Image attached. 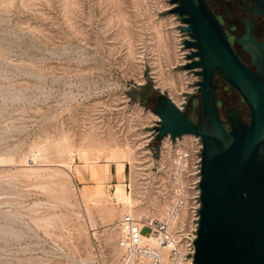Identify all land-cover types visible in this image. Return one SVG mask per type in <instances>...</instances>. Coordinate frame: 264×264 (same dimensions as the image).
Here are the masks:
<instances>
[{"label": "rangeland", "instance_id": "obj_1", "mask_svg": "<svg viewBox=\"0 0 264 264\" xmlns=\"http://www.w3.org/2000/svg\"><path fill=\"white\" fill-rule=\"evenodd\" d=\"M170 2L0 0V264H119L123 211L162 215L147 181L177 144L155 140L152 111L164 94L194 119L199 97V79L182 70L188 51ZM209 6L231 42L242 35ZM215 85L220 116L236 108L247 123L239 95ZM109 151L131 155L118 160L122 182ZM82 153L98 166L103 197L90 196ZM120 183L132 207L116 199Z\"/></svg>", "mask_w": 264, "mask_h": 264}, {"label": "water", "instance_id": "obj_2", "mask_svg": "<svg viewBox=\"0 0 264 264\" xmlns=\"http://www.w3.org/2000/svg\"><path fill=\"white\" fill-rule=\"evenodd\" d=\"M243 5L248 16L264 22V0ZM188 38L183 71L193 72L199 97L196 118H189L161 94L152 111L158 118L154 138L172 142L195 136L202 142L200 208L192 264H264V42L254 24L238 19L241 36L229 40L223 24L203 0H171ZM235 47L248 56L243 62ZM219 78L249 111L223 121L217 108Z\"/></svg>", "mask_w": 264, "mask_h": 264}, {"label": "built area", "instance_id": "obj_3", "mask_svg": "<svg viewBox=\"0 0 264 264\" xmlns=\"http://www.w3.org/2000/svg\"><path fill=\"white\" fill-rule=\"evenodd\" d=\"M187 39L184 35L182 42ZM169 99L183 111L182 105ZM176 144L159 158L147 181L152 186L148 196L164 204L160 218L137 217L126 209L117 223V246L123 251L119 264H192L200 208L202 142L186 136ZM144 230L148 235L142 234Z\"/></svg>", "mask_w": 264, "mask_h": 264}, {"label": "bare ground", "instance_id": "obj_4", "mask_svg": "<svg viewBox=\"0 0 264 264\" xmlns=\"http://www.w3.org/2000/svg\"><path fill=\"white\" fill-rule=\"evenodd\" d=\"M179 109V108H178ZM155 116V115H154ZM156 117V116H155ZM157 118V117H156ZM158 119V118H157ZM110 149V148H109ZM112 149H114V148H112ZM82 150V149H81ZM87 150V149H86ZM78 151H80V150H78ZM84 151H85V149H84ZM72 153V152H71ZM81 153V152H80ZM89 154V153H88ZM104 153H102V156H104L103 155ZM125 154V153H124ZM90 155V154H89ZM127 155H129V153L127 154ZM127 155H125V156H127ZM124 155L122 154H118L117 152H115V151H113V152H110L109 151V155L107 156V158H106V160L108 161V162H116L117 164H116V169H115V174H116V177H117V179H118V181H120V182H122V180H123V173H124V165L121 163V162H119L118 160H123L124 159V157H123ZM129 156H131V155H129ZM128 157V156H127ZM81 158L85 161V167H84V170H85V172L89 175V177H90V180L94 183V187L92 188V189H90V190H88V191H90L91 192V197H97V198H99V197H101L102 195H103V191H102V187H101V183H102V180H101V174H100V172H99V169H98V166H96L95 164L96 163H93V161H92V163H88V157H87V154L86 153H82L81 154ZM90 159H91V157H90ZM92 159H93V157H92ZM91 159V160H92ZM104 159V158H103ZM126 159V158H125ZM91 160H89V161H91ZM128 160V159H127ZM129 160H131V159H129ZM95 162V161H94ZM99 162V161H98ZM130 162V161H129ZM109 165V164H108ZM107 164L104 166V168H103V172H102V174H104V179L107 177V175H108V172H109V166H108ZM84 166V165H83ZM77 171V170H76ZM76 175V174H75ZM125 176V175H124ZM79 179V178H78ZM125 179V178H124ZM115 192H114V195H115V197H116V199L119 201V202H122V204H128V205H130V203H131V198L130 197H127L126 196V194H125V189H124V185L123 184H118V185H116L115 186ZM86 192L87 191H84V195H83V197L86 199ZM89 195V194H88ZM113 195V196H114ZM103 197V196H102ZM116 201V200H115ZM118 201H117V203H118ZM127 205V206H128ZM129 207H132V205H130ZM124 208V207H123ZM139 213V212H138Z\"/></svg>", "mask_w": 264, "mask_h": 264}, {"label": "flooded vegetation", "instance_id": "obj_5", "mask_svg": "<svg viewBox=\"0 0 264 264\" xmlns=\"http://www.w3.org/2000/svg\"><path fill=\"white\" fill-rule=\"evenodd\" d=\"M203 1L208 5V7L210 9L209 0H203ZM214 1L220 5V9L223 11L224 16L231 21L232 27L229 28V31H233L236 28V26L234 24L236 22L237 24H239L242 27L243 32H244V27L238 21V19H240V18L245 19L249 22H253L254 34H255L256 39L259 42H264V37L260 38V36H259V35L264 36V22L258 17L248 16L247 12L243 8V5L248 6V7L251 6L249 0H214ZM216 17L218 20L220 19L218 16H216ZM257 20H259L261 22V24H257ZM259 29H261V30H259ZM229 40L231 41L230 36H229ZM239 53L242 54L243 56L248 57L246 54L242 53L240 50H239ZM221 105H223V101H219L216 106L219 107ZM233 111L239 112V110L236 108H230L225 112V116H222V115L220 116L221 119L226 122L227 121V118H226L227 114L230 112H233Z\"/></svg>", "mask_w": 264, "mask_h": 264}, {"label": "trees", "instance_id": "obj_6", "mask_svg": "<svg viewBox=\"0 0 264 264\" xmlns=\"http://www.w3.org/2000/svg\"><path fill=\"white\" fill-rule=\"evenodd\" d=\"M237 55L239 56V58L242 60L245 56H243L242 54L237 52ZM243 61V60H242ZM244 62V61H243ZM130 96H132L131 94H129Z\"/></svg>", "mask_w": 264, "mask_h": 264}, {"label": "crops", "instance_id": "obj_7", "mask_svg": "<svg viewBox=\"0 0 264 264\" xmlns=\"http://www.w3.org/2000/svg\"><path fill=\"white\" fill-rule=\"evenodd\" d=\"M194 102H196V98H194V101H193V103H194Z\"/></svg>", "mask_w": 264, "mask_h": 264}]
</instances>
